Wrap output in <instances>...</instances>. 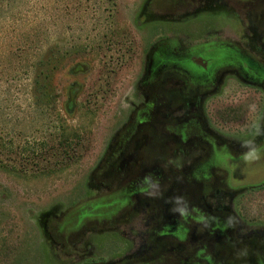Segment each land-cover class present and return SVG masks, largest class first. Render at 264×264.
I'll return each instance as SVG.
<instances>
[{"label":"flooded vegetation","instance_id":"af4514ba","mask_svg":"<svg viewBox=\"0 0 264 264\" xmlns=\"http://www.w3.org/2000/svg\"><path fill=\"white\" fill-rule=\"evenodd\" d=\"M134 22L106 24V41L137 35L135 72L88 194L39 216L44 264H264V0H138ZM111 73L94 95L107 106ZM225 89L248 92L224 105ZM231 106L244 120L220 115ZM109 235L127 236L115 257Z\"/></svg>","mask_w":264,"mask_h":264},{"label":"rangeland","instance_id":"374dc122","mask_svg":"<svg viewBox=\"0 0 264 264\" xmlns=\"http://www.w3.org/2000/svg\"><path fill=\"white\" fill-rule=\"evenodd\" d=\"M137 7L138 0H0V264H9L5 249L15 256L10 264H44L39 216L88 194L90 173L124 111L135 72L123 52L137 35L106 41L105 27L135 32ZM107 68L114 82L108 106L94 96L101 81L107 91ZM229 92L222 91L224 105L248 91ZM69 93L75 96L70 110ZM218 111L233 124L245 117L241 107ZM240 202L244 217L253 215L258 204L249 194ZM126 237L107 236V256L118 255Z\"/></svg>","mask_w":264,"mask_h":264},{"label":"trees","instance_id":"16d2710c","mask_svg":"<svg viewBox=\"0 0 264 264\" xmlns=\"http://www.w3.org/2000/svg\"><path fill=\"white\" fill-rule=\"evenodd\" d=\"M64 151H67V150H66V148H65V150H64ZM67 152H68V151H67ZM71 152H72V151H71ZM64 154H67V155H69V153H64ZM67 155H65V156H64V158H66V157H67Z\"/></svg>","mask_w":264,"mask_h":264}]
</instances>
